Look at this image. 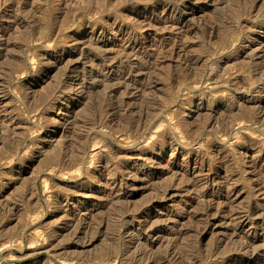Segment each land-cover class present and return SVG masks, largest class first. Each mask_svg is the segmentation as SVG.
<instances>
[{
    "label": "rangeland",
    "instance_id": "374dc122",
    "mask_svg": "<svg viewBox=\"0 0 264 264\" xmlns=\"http://www.w3.org/2000/svg\"><path fill=\"white\" fill-rule=\"evenodd\" d=\"M0 264H264V0H0Z\"/></svg>",
    "mask_w": 264,
    "mask_h": 264
},
{
    "label": "bare ground",
    "instance_id": "6f19581e",
    "mask_svg": "<svg viewBox=\"0 0 264 264\" xmlns=\"http://www.w3.org/2000/svg\"><path fill=\"white\" fill-rule=\"evenodd\" d=\"M142 128V122L141 119H137L132 126H128L126 131H130L132 134H136L141 130ZM125 133V132H124ZM70 164L69 163H64V162H56L54 163V170L55 172H66L70 169ZM210 211V209H207L205 214H207ZM118 257V255H117ZM145 257H150L149 252L142 250L137 254V258L139 260L144 259Z\"/></svg>",
    "mask_w": 264,
    "mask_h": 264
}]
</instances>
